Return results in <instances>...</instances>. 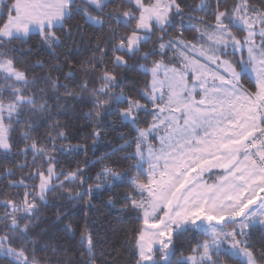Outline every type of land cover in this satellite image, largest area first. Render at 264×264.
Masks as SVG:
<instances>
[{
	"label": "snow or ice",
	"instance_id": "obj_1",
	"mask_svg": "<svg viewBox=\"0 0 264 264\" xmlns=\"http://www.w3.org/2000/svg\"><path fill=\"white\" fill-rule=\"evenodd\" d=\"M123 250L264 264V0H0V264Z\"/></svg>",
	"mask_w": 264,
	"mask_h": 264
},
{
	"label": "trees",
	"instance_id": "obj_2",
	"mask_svg": "<svg viewBox=\"0 0 264 264\" xmlns=\"http://www.w3.org/2000/svg\"><path fill=\"white\" fill-rule=\"evenodd\" d=\"M186 36L190 38V33H187ZM133 75H135V73H133ZM61 119H63V117H61ZM82 122L83 121H73L74 125L76 126H78ZM53 211L54 209L49 208L46 210L45 215L51 216ZM90 217L92 222V231L96 235L97 239L99 240L104 238L107 239L109 243H111V241L114 239L115 232H118L121 225L126 223V220L121 219L120 215H118L115 209H110V206L105 207L103 212H97L95 215L90 214ZM73 219L76 225V231L74 235L66 237L63 235V233H57L56 238L53 241V243L68 247L69 250L74 249L78 246L80 232L83 230V226L85 223L83 213L79 209L74 210ZM52 231H56V229L53 228ZM111 246L113 248H121V245L119 243L112 244ZM103 247L107 249L108 245H104ZM97 254L99 255V250ZM128 255L129 254L126 250L121 251L117 258L118 264H125Z\"/></svg>",
	"mask_w": 264,
	"mask_h": 264
},
{
	"label": "crops",
	"instance_id": "obj_3",
	"mask_svg": "<svg viewBox=\"0 0 264 264\" xmlns=\"http://www.w3.org/2000/svg\"><path fill=\"white\" fill-rule=\"evenodd\" d=\"M215 173H213L212 177L208 178L209 182H211V179H214Z\"/></svg>",
	"mask_w": 264,
	"mask_h": 264
}]
</instances>
